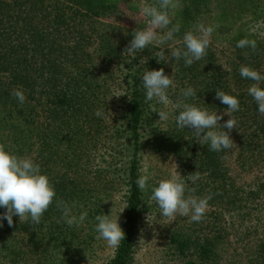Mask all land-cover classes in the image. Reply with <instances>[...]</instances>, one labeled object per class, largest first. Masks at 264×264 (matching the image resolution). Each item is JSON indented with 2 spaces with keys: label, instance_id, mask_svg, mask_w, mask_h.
I'll list each match as a JSON object with an SVG mask.
<instances>
[{
  "label": "trees",
  "instance_id": "16d2710c",
  "mask_svg": "<svg viewBox=\"0 0 264 264\" xmlns=\"http://www.w3.org/2000/svg\"><path fill=\"white\" fill-rule=\"evenodd\" d=\"M208 1L181 0L185 24L180 25V31L174 34L180 41L189 22L195 19L192 9L198 14L208 7ZM117 2L0 0V143L18 156L33 158L40 165L42 174L49 176L53 168L57 171L60 168L58 175L49 176L56 190V199L70 204L75 202L76 209L81 203L86 205L87 216L93 220L97 215H103V210L97 209L99 206L95 203L89 204L93 197L89 186H94L95 182L94 179H78L79 162L86 155L88 144L104 134L103 115H95L98 109H103V114H106L104 100L98 95L103 73H107L103 70L104 64L119 60L133 35L128 32L120 40L113 38L106 43L101 40L102 47H98L101 59L98 63L103 66L98 67L88 47L93 42V36L97 40L100 34L94 31L90 34L86 27L91 28L89 25L97 23L99 18L113 10ZM259 13L256 20L264 22V12ZM117 36L113 34V37ZM256 45L255 51L249 47L251 52L243 66L264 75L258 61L261 47L257 42ZM178 47H183V43ZM149 49V46L146 47L142 54L148 55ZM253 53L258 55L253 56ZM139 57L138 52L137 59ZM137 59L130 63L125 78L128 95L124 126L128 134V160L122 168L110 165L104 170L106 184H109L108 181H121L126 188L120 226L125 238L106 264H128L130 260L146 206L143 192L136 183L139 178L138 153L144 146L174 157L185 176L187 172L200 171L201 182L197 184L196 195L212 196L209 204L214 211L207 216L212 221L210 232H197L200 226L194 224L197 229L191 226L190 234L174 233L170 237L172 247L186 264H194L189 258H195V264H218L221 260L218 247L229 238L242 249L240 256L246 264H264V178L262 181L258 179L252 186L241 181L243 175L254 169L264 170V115L259 113L257 103L248 94V88L254 81L242 78L240 66L232 62L231 85L223 77L225 72L222 73L220 67L214 65L210 48L203 59L191 66H186L183 58L176 60L177 68L183 74L179 82L175 76V89L170 88L176 101L181 98V89L187 87L195 89L196 97L188 98L186 102L206 107L218 115L229 110L215 98L216 90L234 95L240 101V110L232 113L237 121V128L230 133L233 146L212 151L208 143L195 137L193 129L177 126L179 110L170 115L166 129H162L158 121H153L157 109L151 101H146L142 76L144 71L157 70L156 64L149 60L139 67ZM261 87L264 88V82H261ZM14 89L23 91L26 97L24 103L11 94ZM229 118L223 115L219 123L223 125ZM102 179H97L98 183L103 184L105 181ZM252 202L255 207L249 206ZM5 211L0 207L1 215ZM54 215L55 222L51 223L53 244L62 249L67 244L68 231L55 200L37 225L52 220ZM207 217L204 216L205 220ZM93 222L92 229H95L97 221ZM28 228L29 225L24 230Z\"/></svg>",
  "mask_w": 264,
  "mask_h": 264
},
{
  "label": "rangeland",
  "instance_id": "374dc122",
  "mask_svg": "<svg viewBox=\"0 0 264 264\" xmlns=\"http://www.w3.org/2000/svg\"><path fill=\"white\" fill-rule=\"evenodd\" d=\"M117 1V6L113 10L99 18L97 23L89 25L91 28L86 27L88 33L92 34L94 31L100 34V38L97 40L96 36H93V42L88 47L98 67L103 66V64L98 63L101 59L99 56L101 52L98 50L99 46L102 47L101 40L104 39V43L112 41L113 38L120 40L127 36L128 32L132 34L136 28L139 30L147 27L148 19L140 14V9L146 4H155L156 2V0ZM208 4V7L203 8L198 14L192 9L195 19L189 22L184 31L186 33L191 30L198 22L214 27L209 48L214 55V65L219 66L222 73L225 72L224 79L232 85V62H236L241 67L248 61L247 56L251 52L249 47H237V43L241 39L255 40L260 44V54L253 53L252 55H258L259 66L264 69V22L256 20V17L260 14L259 12H264V0H209ZM182 10L183 4L180 0V7L172 14L173 25L176 23L185 24L182 19ZM115 33L118 35L117 37H113ZM174 40L180 41L175 35ZM180 42L183 43V40ZM180 44L172 42L164 46L150 44L148 45L150 47L149 54H142L140 51V59H137L138 53L135 56H129L123 52L119 60L104 64L106 67L104 66L103 70H106L107 73H103V80L98 89V95L104 100L106 106V114H103L102 122L104 134L98 137L96 141L88 144V151L79 162L78 179L81 181L94 179L95 185L90 184L89 186L92 189L91 195H93L89 204L95 203L96 206H99L97 209H102V213L105 215H110L112 210L114 218L119 216L120 226L125 210L126 188L121 181H108L109 184H106L107 178H104L106 177L104 170L110 165L117 168L124 167L129 156L128 134L125 133L124 126L125 100L127 99L126 95H128L125 78L129 72L128 67L135 58L140 63L139 67L150 60L153 61V64H156L157 70L164 68L165 74L171 77L174 66L175 76L179 82L183 74L180 68H177L175 58H171L168 63L158 62L157 53L161 50V47H164L165 55L170 56L171 50L167 47L169 45L178 47ZM175 84L174 78V86L170 88L175 89ZM170 88L168 89V96L170 101L175 103V94ZM151 103L157 109L156 119L154 118L153 121L155 123L158 121L162 129H166V121L170 118V115L178 110L180 111V109H174L171 104L163 105L155 99ZM159 111L167 112L169 118L166 121H160ZM147 126L146 124L145 127ZM175 165L177 166V172L185 176L182 174L183 170L178 161L172 156L157 153L153 148L145 146L138 153L139 177L149 175L150 179L147 188L142 191L146 206L138 225L128 264H186V261L181 259L172 247L170 243L171 235L174 233L190 234L192 231L190 227L195 228L194 224L200 226L197 232L206 233L211 230L212 221L210 222L207 216L212 214L214 207L210 204L204 214L207 217L206 220L203 217L200 222H193L190 215L188 217L177 215L174 220H169L161 215L156 202L151 199L152 189L158 186L160 180L170 178L174 174L176 171ZM55 170L56 168H53L50 177L58 175L60 168L58 171ZM69 174L71 175V172H68ZM190 174L194 173L187 172L186 176ZM186 176L183 178L186 180L188 187L197 189V184L201 180L193 184L191 181H187ZM99 178H103L102 181L105 182L103 184L98 183L97 179ZM263 178L264 170L254 169L249 174L243 175L241 181L252 186L258 179L262 181ZM196 194L195 191L194 195L197 196ZM249 202L250 200L246 201V203ZM81 205L83 207H80ZM249 206L255 207L256 205L252 202ZM85 209L88 213L86 205L81 203L75 209V212L78 215ZM54 218L55 215L52 220L37 225L31 223L30 220L29 222H20L19 217L14 216L13 226L11 227L8 226L7 220H0V224H2V227H0V264H106L110 260L115 248L109 247L106 241L98 238V233L95 229H92L93 221L96 220L87 216L79 226L70 227L66 225L68 231L66 232L67 244L62 249H58L53 244L54 237L51 233L53 231L51 230V223L55 222ZM19 224L21 225L17 226ZM27 225H29L28 230H24ZM206 225H209V227ZM20 227H23V229L20 230ZM33 234L35 235L32 236ZM229 239L223 241L218 247V253L221 256L218 264H246V261L240 256L243 254L242 249L233 244L234 241L230 242ZM59 257L64 260H60ZM189 261L195 264L196 259L189 258Z\"/></svg>",
  "mask_w": 264,
  "mask_h": 264
},
{
  "label": "clouds",
  "instance_id": "9594fccd",
  "mask_svg": "<svg viewBox=\"0 0 264 264\" xmlns=\"http://www.w3.org/2000/svg\"><path fill=\"white\" fill-rule=\"evenodd\" d=\"M180 7V0H156L155 4H146L141 7L140 14L148 19L147 27L135 29L132 33L133 39L124 49V53L135 56L150 44L164 46L172 42L180 44L174 40V34L180 31V24H172V14ZM159 30V31H157ZM214 31L213 26H206L198 22L193 28L183 36V47L167 48L171 50L170 56L165 55V48L157 53L158 62L168 63L171 58L179 60L183 58L186 66H191L195 61H200L207 55V50L211 44V36ZM237 47H251L256 50L255 40L247 38L241 39ZM142 61V60H141ZM175 67L171 77L165 74L164 68L159 70L145 71L142 76V87L146 90V101L156 100L163 105L171 104L174 109H180L176 117V124L180 129L190 128L198 140L210 145V150L221 151L229 149L234 142L230 133L233 128H237V121L232 113L240 110V101L231 94H226L222 90H216V99L227 106V115L230 118L221 125L220 120L223 115L217 112H210L208 108L197 106L195 103L186 102L188 98H195L196 91L193 87L181 89V98L172 103L168 96V89L174 86ZM239 73L242 78L254 81L248 88V94L254 98L258 105V111L264 115V75L249 66H241ZM210 74V73H209ZM20 103H24L26 97L22 90L14 89L11 93ZM130 99V98H129ZM160 121H166L169 114L165 111L158 112ZM96 116L103 115V109L95 112ZM227 129L228 131H225ZM202 133H206L201 135ZM176 171L170 178L162 179L158 186L152 189L151 199L154 200L161 211L163 217L174 220L177 215L188 217L193 222H200L209 207L211 195L197 197L194 195L196 189L189 188L185 176ZM187 181L195 184L201 178V172L190 174ZM149 175L140 176L136 183L140 190H145L148 186ZM188 193V195H186ZM56 202V207L61 211V219L70 227L79 226L87 218V211L76 214L77 204H71L64 200L56 199V190L47 174L41 173V167L35 163L30 156H18L6 150V146L0 143V207L6 211L0 215V220H7L8 226H13V217L18 216L20 222L40 224L43 214ZM80 207H83L82 205ZM123 212V211H122ZM121 212V213H122ZM95 231L98 238L106 241L109 247L116 248L125 238V233L120 227L119 216L97 215ZM59 222V221H58ZM2 227V224H0Z\"/></svg>",
  "mask_w": 264,
  "mask_h": 264
}]
</instances>
